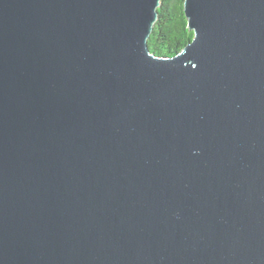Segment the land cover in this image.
I'll list each match as a JSON object with an SVG mask.
<instances>
[{
    "label": "water",
    "instance_id": "water-1",
    "mask_svg": "<svg viewBox=\"0 0 264 264\" xmlns=\"http://www.w3.org/2000/svg\"><path fill=\"white\" fill-rule=\"evenodd\" d=\"M0 0V264H264V0Z\"/></svg>",
    "mask_w": 264,
    "mask_h": 264
},
{
    "label": "trees",
    "instance_id": "trees-1",
    "mask_svg": "<svg viewBox=\"0 0 264 264\" xmlns=\"http://www.w3.org/2000/svg\"><path fill=\"white\" fill-rule=\"evenodd\" d=\"M182 3L183 0H160L158 19L147 41L152 54L173 57L193 38L182 13Z\"/></svg>",
    "mask_w": 264,
    "mask_h": 264
}]
</instances>
